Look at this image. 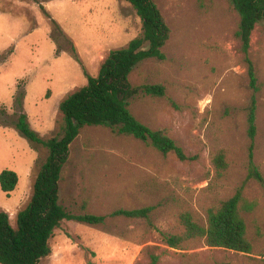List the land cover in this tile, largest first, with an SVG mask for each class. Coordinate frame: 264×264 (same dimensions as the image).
Instances as JSON below:
<instances>
[{"label":"rangeland","instance_id":"obj_1","mask_svg":"<svg viewBox=\"0 0 264 264\" xmlns=\"http://www.w3.org/2000/svg\"><path fill=\"white\" fill-rule=\"evenodd\" d=\"M171 34L165 57L139 62L131 83L134 115L165 129L183 146L186 160L164 154L133 135L87 126L70 145L59 181L60 203L70 213L106 215L103 224L65 219L51 238L52 253L39 264H264V186L248 178L251 161L264 175V20L252 34L250 58L257 85V134L248 135L251 88L236 36L240 17L229 0H155ZM142 33V20L127 0H0V173L15 170L10 194L0 184V210L12 225L31 200L49 149L19 132L26 112L48 139L61 134L60 103L97 76L111 51ZM161 84L165 94L143 86ZM253 145V147H252ZM223 152L228 166L219 169ZM252 153V157H251ZM244 186L241 209L252 243L249 253L212 247L200 237L170 247L165 234H182V215L206 224ZM153 206L152 223L113 216L118 208Z\"/></svg>","mask_w":264,"mask_h":264},{"label":"trees","instance_id":"obj_2","mask_svg":"<svg viewBox=\"0 0 264 264\" xmlns=\"http://www.w3.org/2000/svg\"><path fill=\"white\" fill-rule=\"evenodd\" d=\"M132 4L142 20V33L133 38L126 46L113 50L102 62L97 76H88V83L69 94L61 103L63 120L61 134L48 139L43 138L30 124L26 112H21L16 127L31 142L42 144L49 149V155L42 164L35 179L30 202L17 213L16 225H12L7 211L0 210V264H39L52 253L51 238L61 222L73 219L91 225L103 224L106 215L95 213H70L60 203L59 181L70 145L87 126H106L119 134L133 135L150 143L164 154L174 152L186 160L183 146L178 144L165 129H153L139 120L130 109V98L137 92L131 83L135 66L149 57L163 59V48L170 38L171 28L155 0H127ZM240 17L236 36L241 40L242 51L248 65L252 101L248 110V135L254 144L257 134V74L250 58L253 31L264 20V0H229ZM147 47L146 49H143ZM150 95H164L161 84L143 86ZM253 147V145H252ZM252 157V153H251ZM214 161L219 169L228 163L223 152ZM248 178H255L264 186V175L251 161ZM19 182L15 170L4 169L0 173L1 188L7 194L14 191ZM249 203L244 197V186L237 189L216 209H210L206 224L195 220L185 213L182 234H165L170 247L181 248L183 242L193 237L205 240L206 245L223 247L249 253L252 243L247 236V225L241 209ZM153 206L139 208H118L113 216L143 218L152 223ZM160 254L152 253L148 264H159ZM88 264H95L89 261ZM216 264H232L224 260Z\"/></svg>","mask_w":264,"mask_h":264},{"label":"water","instance_id":"obj_3","mask_svg":"<svg viewBox=\"0 0 264 264\" xmlns=\"http://www.w3.org/2000/svg\"><path fill=\"white\" fill-rule=\"evenodd\" d=\"M147 47H144L143 49H146Z\"/></svg>","mask_w":264,"mask_h":264}]
</instances>
